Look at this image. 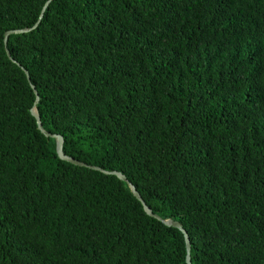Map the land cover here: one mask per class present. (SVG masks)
Instances as JSON below:
<instances>
[{
	"label": "trees",
	"instance_id": "16d2710c",
	"mask_svg": "<svg viewBox=\"0 0 264 264\" xmlns=\"http://www.w3.org/2000/svg\"><path fill=\"white\" fill-rule=\"evenodd\" d=\"M34 107L192 264H264V0H0V264H187Z\"/></svg>",
	"mask_w": 264,
	"mask_h": 264
},
{
	"label": "water",
	"instance_id": "95a60500",
	"mask_svg": "<svg viewBox=\"0 0 264 264\" xmlns=\"http://www.w3.org/2000/svg\"><path fill=\"white\" fill-rule=\"evenodd\" d=\"M50 3V2H49ZM49 3L46 5V7L49 5ZM42 17V16H41ZM41 20V18H40ZM37 27V25L35 26V28ZM24 33V31H15V32H8L6 35H5V44H7V41L9 39V37L11 35H14V34H22ZM7 54L8 56L10 57V53L9 51L7 50ZM27 76H28V80L30 82V78H29V75L28 73H26ZM34 91H35V94L37 95V92L35 90V88H33ZM37 102H38V97H37ZM32 115L35 117V119L37 120V124H38V128L39 130L41 131V133L47 137V138H52V139H55L56 140V143H57V154H58V157L62 160V161H65V162H68L70 164H73L75 166H78V167H84V168H88V169H91V170H94V171H98V172H101L105 175H108V176H116L118 179H120L121 181L127 183L130 187V190L132 191L133 195L136 197V199L142 203L143 207H144V210L145 212L147 213V215H149L150 217H153L154 219L162 222L164 225L168 226V227H173V228H176V229H179L185 236V240H186V247H187V258H186V263L187 264H192V261H191V257H190V252H191V245H190V240H189V236L187 234V232L183 229L182 225L179 224V223H176V222H173V221H164L162 220L160 217L156 216L153 214V212L147 207V205L145 204V202L143 201L142 197L140 196V194L138 193L137 189L132 185L130 184V182L127 180V178L125 176H123L122 174L118 173V172H107V171H104L98 167H93V166H88L84 163H81L79 161H76L70 157H67L65 154H64V151H63V147H64V139L61 137V136H57V135H52V134H49L47 133L44 129H43V126H42V123H41V120H40V116L38 114V111H37V108L34 107L33 110H32Z\"/></svg>",
	"mask_w": 264,
	"mask_h": 264
}]
</instances>
